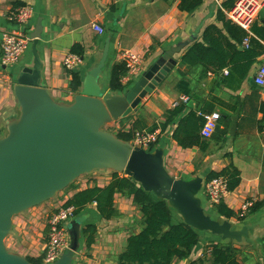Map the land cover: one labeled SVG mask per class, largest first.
<instances>
[{
	"label": "crops",
	"instance_id": "obj_1",
	"mask_svg": "<svg viewBox=\"0 0 264 264\" xmlns=\"http://www.w3.org/2000/svg\"><path fill=\"white\" fill-rule=\"evenodd\" d=\"M236 1L202 0L194 10L185 12L180 10L179 0H0V40L1 33L13 27L8 16L15 8L29 5L32 9L26 27L31 41L19 61L8 66L0 62V136L6 134L7 123L19 112L11 77L23 67L31 68L34 54L40 63L42 85L55 101L71 103L82 86L85 74L99 63L105 51L106 60L98 84L102 89L111 91V69L114 64L122 62V50H130L142 57L139 72L127 76L126 81L122 80L128 87L163 50L185 41L186 44L173 55L176 62L173 68L131 113L111 124H116L118 129L122 122L126 131L134 121L138 122L139 129L136 131H149L155 127L152 132L158 131L159 135L151 148L162 149L163 164L171 177L185 181L199 176L203 178L198 196L204 211L214 219L225 218L213 215L212 205L204 193L206 177L210 172H220L230 165L234 166L239 173V182L223 202L234 211L236 217L242 215L241 207L247 201L257 203L258 208L249 213L246 210L242 221L237 218L228 220L234 228H240L264 219V121L260 110L261 103H264V85L254 81L258 68L264 65V51L249 66L246 75L241 77L247 61L240 51L233 50L228 43L243 50L246 48L242 43L244 38L238 43L224 26L227 19L225 13ZM92 23L101 26L103 31H95ZM263 24L264 6L259 9L252 25L258 27ZM210 25L217 27L222 34L217 37L220 48L215 53L203 55L189 52L195 43L207 45L203 34ZM251 37L256 36L253 34ZM261 43L264 45V42ZM75 44L82 47L83 53L79 56V65L73 69L80 75V86L73 92L69 88L72 70L65 68L63 59L66 54L72 53ZM181 81H185L188 94L181 91ZM182 95L187 96L186 102L179 101ZM174 101L179 103L173 106ZM175 108L178 109L177 113L162 129L167 113ZM213 111L220 114V119L210 138L200 137V144L188 148L181 147L174 140L173 133L177 128L180 137L190 133L200 135L199 121L191 119V113L197 119L199 113ZM112 173L95 170L83 174L73 181L67 192H59L58 199L45 201L15 215L6 237L13 246V250L9 251L28 259L40 260L43 264V241H47L50 215L78 190L87 186L107 185ZM114 207L117 214L109 220L102 219L94 202L68 220L72 222L80 217V230L85 225L96 226L95 240L90 247L85 245L81 234L79 249L71 264H117V257L125 248L127 237L137 233L142 224L132 197L116 194ZM172 211V221L176 222L180 218ZM249 238L250 242L234 241L240 246V257L246 258L248 264H264L261 249L264 225L251 229ZM218 241L230 240L202 232L201 242L190 257L173 264H188L202 255L204 246Z\"/></svg>",
	"mask_w": 264,
	"mask_h": 264
},
{
	"label": "water",
	"instance_id": "obj_2",
	"mask_svg": "<svg viewBox=\"0 0 264 264\" xmlns=\"http://www.w3.org/2000/svg\"><path fill=\"white\" fill-rule=\"evenodd\" d=\"M33 38V45L36 39ZM179 42L155 57L138 79L120 94L102 89L98 79L107 52L89 70L71 103L53 99L40 82V63L34 54L31 68L12 75L18 115L0 136V264H32L11 252L5 239L12 218L53 198L83 174L95 170L123 173L145 191L165 200L182 222L222 240L250 242L249 231L264 219L234 228L228 219H214L204 211L198 192L203 178L185 181L171 177L161 148H141L114 136L103 127L126 117L176 64ZM69 245L48 264H71L79 249L81 230L76 219L66 222Z\"/></svg>",
	"mask_w": 264,
	"mask_h": 264
},
{
	"label": "trees",
	"instance_id": "obj_3",
	"mask_svg": "<svg viewBox=\"0 0 264 264\" xmlns=\"http://www.w3.org/2000/svg\"><path fill=\"white\" fill-rule=\"evenodd\" d=\"M201 2L202 0H179L178 6L182 11L191 12ZM224 26L230 37L238 43L246 36V32L242 28L228 19L224 20ZM251 31L256 37H251L248 47L243 50H238L236 46L228 43V46L233 50L240 51L247 61L241 77L246 75L249 66L264 51V45L261 43V41L264 42V24L258 27L252 25ZM219 36L221 37L222 34L217 27L214 25L206 27L203 37L207 45L195 43L189 52L195 51V53L201 55L215 53L220 48L217 43V37ZM71 52L82 56L83 50L80 45L75 44ZM70 73L69 88L73 92H76L80 86V75L74 70ZM125 73L126 69L123 62L113 65L109 82V89L111 91L121 92L126 87L122 83ZM179 87L183 93H189L185 86V81L179 82ZM260 110L263 113L264 121V103H261ZM177 111L178 109L175 108L167 113L166 122L163 124L162 129L169 124ZM190 115L191 119L199 121V125L202 126L203 118L200 114L197 119H194L195 115L193 113ZM137 125V121L132 122L126 131L125 125L120 122V128L113 130L115 134L111 133L117 138L131 141L134 137V132L139 129ZM154 129L155 127L149 129V131H153ZM107 131L110 130L107 129ZM200 137L197 133H190L187 136L180 137L178 128L173 133L174 140L183 148L200 144ZM217 176H224L227 179L229 191H232L238 185L239 173L232 165L220 172H210L206 177V181ZM72 184L73 182L68 187ZM118 193L132 197L134 205L140 212L142 227L137 233H133L127 237L126 246L117 257V264H173L175 261L188 259L193 249L200 244L201 231L189 226L180 219L173 222L172 215L174 212L165 200L159 199L153 193L145 191L131 177L125 176L123 173L113 172L111 181L105 186L93 185L78 190L63 203L62 207L74 206V216H76L87 204L94 202L102 219L109 220L117 214L114 207V197ZM257 208V203H251L247 212H253ZM211 209L215 213L213 215L217 217L225 219L237 218L240 221L245 219L244 216L247 213L244 212L242 215L236 217L234 211L227 207L223 201L212 205ZM81 234L85 245L90 247L95 240L96 226L91 224L85 225L81 229ZM261 249L264 256V239L262 240ZM240 254L241 249L238 243L235 244L231 240L218 241L204 246L202 255L190 260L188 264H248L246 258L240 257ZM28 260L32 264H41L40 260Z\"/></svg>",
	"mask_w": 264,
	"mask_h": 264
},
{
	"label": "built area",
	"instance_id": "obj_4",
	"mask_svg": "<svg viewBox=\"0 0 264 264\" xmlns=\"http://www.w3.org/2000/svg\"><path fill=\"white\" fill-rule=\"evenodd\" d=\"M264 6V0H237L235 4L226 11V17L235 25L239 26L246 32L243 39V45L248 47L250 37L253 36L251 31L252 23L258 14L261 7ZM32 9L29 5H21L15 8L8 16L9 21L13 24L10 30L1 33L0 40V62L4 66L12 65L19 61L28 43L31 41L30 35L26 32V27ZM92 28L101 33L102 27L92 23ZM122 62L124 63L126 73L122 80L126 81L129 75H136L141 67L142 57L130 50H122ZM80 63V57L74 53H68L63 59V65L68 70L75 69ZM254 81L258 85H264V65H261ZM187 96L182 95L179 101L186 102ZM179 101H174L173 106H176ZM202 118V126L200 135L204 139L211 137L215 131L220 114L218 112L199 113ZM158 131L138 130L134 132V146L147 148L153 146L158 140ZM204 193L210 205L218 204L223 201L229 193L227 179L224 176H217L205 182ZM251 205L250 201L243 203L241 207L242 214ZM74 206L60 207L55 210L48 219L47 243L42 257V263L48 264L55 261L61 253L69 245V233L65 227V223L74 216Z\"/></svg>",
	"mask_w": 264,
	"mask_h": 264
},
{
	"label": "rangeland",
	"instance_id": "obj_5",
	"mask_svg": "<svg viewBox=\"0 0 264 264\" xmlns=\"http://www.w3.org/2000/svg\"><path fill=\"white\" fill-rule=\"evenodd\" d=\"M103 128H104L105 130L109 129L110 132H112L113 134H115V132H113V130L116 128V124H111V123H110V124L105 125ZM116 129H117V128H116ZM85 175H87V173H86ZM84 177H85V176H84ZM77 179H78V178H77ZM77 179H76V180H77ZM81 179H82V178H81ZM76 180H75V181H76ZM68 190H69V187H68V188H65L61 193H65V192H67ZM61 193H59V194L57 193L53 198H51V199H49V200H50V201H53V200L58 199V198L60 197L59 195H60ZM49 200H48V201H49ZM48 201H46V202H48ZM43 203H44V202H43ZM45 204H46V203H45ZM45 204H44V205H45ZM53 211H54V210H53ZM53 211H52V212H53ZM77 218H78V219H77L78 221H81V220H80V219H81L80 217H77ZM46 235H47V231H46ZM7 242H8V245H6V246H7L8 250H13V249H12L13 246H12V244L10 243V241L7 240V239H5V243H7ZM43 242H45V245H44V246H45V248H46V243H47L46 239H45V241H43ZM124 243H125V241H124L123 243H121V244H124ZM44 250H45V249H44ZM44 250H43V251H44Z\"/></svg>",
	"mask_w": 264,
	"mask_h": 264
}]
</instances>
